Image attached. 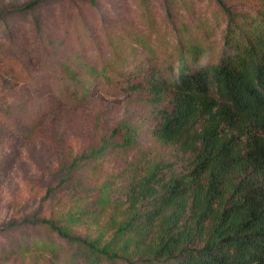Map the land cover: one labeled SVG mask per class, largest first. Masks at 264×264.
Wrapping results in <instances>:
<instances>
[{"label":"trees","instance_id":"trees-1","mask_svg":"<svg viewBox=\"0 0 264 264\" xmlns=\"http://www.w3.org/2000/svg\"><path fill=\"white\" fill-rule=\"evenodd\" d=\"M215 2L225 16L218 49L202 36L179 33L163 44L122 26L104 35L110 44L99 52L104 29L83 24L85 40L64 33L46 43L59 70L49 93L66 103L83 102L100 86L146 93L159 105L149 133L174 150L172 161L136 168L124 186L123 217L101 245L34 220L82 245L88 264H264V0L252 13ZM130 129L121 147L136 140ZM109 147L107 138L67 169Z\"/></svg>","mask_w":264,"mask_h":264},{"label":"rangeland","instance_id":"rangeland-1","mask_svg":"<svg viewBox=\"0 0 264 264\" xmlns=\"http://www.w3.org/2000/svg\"><path fill=\"white\" fill-rule=\"evenodd\" d=\"M32 1L0 0V264H88L82 245L34 220H51L101 245L123 217L124 186L136 168L172 161L174 150L149 133L159 105L146 93L100 86L80 103L49 93L50 74L59 70L49 63L46 43L65 40L64 33L84 38L83 24L104 29L99 52L110 44L104 35L122 26L163 44L179 33L202 36L218 49L225 16L215 0H38L28 6ZM225 1L250 13L259 4ZM93 49L89 59L97 56ZM127 129L137 134L129 148L119 145ZM107 138L108 153L67 169L74 156Z\"/></svg>","mask_w":264,"mask_h":264}]
</instances>
